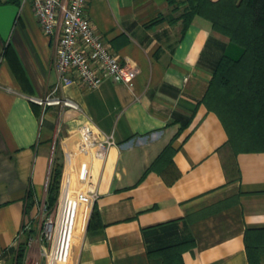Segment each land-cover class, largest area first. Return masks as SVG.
<instances>
[{
	"label": "crops",
	"instance_id": "0c3cea01",
	"mask_svg": "<svg viewBox=\"0 0 264 264\" xmlns=\"http://www.w3.org/2000/svg\"><path fill=\"white\" fill-rule=\"evenodd\" d=\"M169 1L87 0L84 16L136 69L132 86L107 78L87 89L74 72L59 82L56 36L31 3L0 0V264H14L46 209L55 165L52 209L61 227L76 216L79 231L71 264H149L148 249L185 239L184 264H250L247 235L264 250V151L233 152L203 102L218 58L241 50L198 15L183 30L186 0ZM54 89L78 109L29 99Z\"/></svg>",
	"mask_w": 264,
	"mask_h": 264
},
{
	"label": "trees",
	"instance_id": "16d2710c",
	"mask_svg": "<svg viewBox=\"0 0 264 264\" xmlns=\"http://www.w3.org/2000/svg\"><path fill=\"white\" fill-rule=\"evenodd\" d=\"M172 4V0L169 1ZM177 17L183 30L193 16L211 23L216 32L240 48L237 58L222 54L214 67L203 97L206 107L222 122L233 152L264 151V0H186ZM61 166L51 170L46 209L54 207L59 187ZM92 210L91 218L96 217ZM15 251L14 264H23L27 240L32 230L23 231ZM246 250L250 264H260L264 253L260 243L249 242ZM193 245L192 239L160 244L147 251L149 264H184L182 253Z\"/></svg>",
	"mask_w": 264,
	"mask_h": 264
},
{
	"label": "built area",
	"instance_id": "2783aa9c",
	"mask_svg": "<svg viewBox=\"0 0 264 264\" xmlns=\"http://www.w3.org/2000/svg\"><path fill=\"white\" fill-rule=\"evenodd\" d=\"M28 1L43 33L56 36L54 68L61 84L72 83L74 80L69 73L74 72L87 89L97 88L107 78L132 86L136 69L121 61L84 16L87 0ZM54 92L55 89L43 97L31 96L29 99L43 108L59 106L78 109L73 100L57 96ZM83 141L85 147L93 145L88 135H83ZM105 144L110 145L111 142L105 140ZM46 225L50 231L51 223Z\"/></svg>",
	"mask_w": 264,
	"mask_h": 264
},
{
	"label": "rangeland",
	"instance_id": "374dc122",
	"mask_svg": "<svg viewBox=\"0 0 264 264\" xmlns=\"http://www.w3.org/2000/svg\"><path fill=\"white\" fill-rule=\"evenodd\" d=\"M58 209L47 212L44 205L36 213L33 226H28L25 231L32 230V236L27 240V248L23 264H48L50 256H52L53 244L55 238L61 236L63 242L61 249L56 255L54 264H71L75 247L78 242L79 231L76 225V216L69 223L62 227L58 217ZM32 222V221H31ZM51 223V230L46 225ZM32 225V223H31ZM45 226L47 233L45 234ZM24 233V232H23ZM23 239V237H21Z\"/></svg>",
	"mask_w": 264,
	"mask_h": 264
}]
</instances>
